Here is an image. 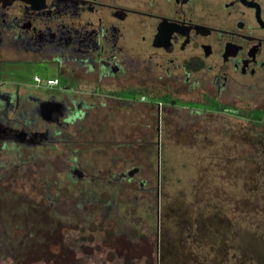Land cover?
<instances>
[{
  "label": "flooded vegetation",
  "instance_id": "flooded-vegetation-1",
  "mask_svg": "<svg viewBox=\"0 0 264 264\" xmlns=\"http://www.w3.org/2000/svg\"><path fill=\"white\" fill-rule=\"evenodd\" d=\"M207 113L242 118L264 147V0H0V182L9 157L29 172L38 149L69 156L39 170L42 225H63L56 175L79 206L149 193L134 164L173 143L172 121H200L203 134Z\"/></svg>",
  "mask_w": 264,
  "mask_h": 264
},
{
  "label": "rangeland",
  "instance_id": "rangeland-1",
  "mask_svg": "<svg viewBox=\"0 0 264 264\" xmlns=\"http://www.w3.org/2000/svg\"><path fill=\"white\" fill-rule=\"evenodd\" d=\"M53 72L41 67L38 73L47 78ZM243 121L207 113L199 135L200 121L182 129L172 121L173 143L160 145L158 158L134 164L150 181L149 193L97 192L95 207L79 206L76 184L67 186L56 175L59 187L48 194L57 198L63 222L57 225L65 246L59 264H264V163L253 159L264 147ZM62 149H38L29 172L8 158V178L0 182V264H53L37 208L38 201L49 200L37 178L40 168L69 165ZM107 236L129 239L132 255L123 260L109 251L101 243Z\"/></svg>",
  "mask_w": 264,
  "mask_h": 264
},
{
  "label": "trees",
  "instance_id": "trees-1",
  "mask_svg": "<svg viewBox=\"0 0 264 264\" xmlns=\"http://www.w3.org/2000/svg\"><path fill=\"white\" fill-rule=\"evenodd\" d=\"M157 207V204H156ZM45 234L50 243V250L53 258V264H59L60 258L62 257L61 253L65 250V246H60V242H62V236L58 231L57 225H46ZM104 246H108L109 251H114L116 256H123V260H127L129 256H131L134 248H131V243L128 242V239H121L118 236H107L101 242ZM95 249H99V245H96ZM83 264V263H80Z\"/></svg>",
  "mask_w": 264,
  "mask_h": 264
},
{
  "label": "built area",
  "instance_id": "built-area-1",
  "mask_svg": "<svg viewBox=\"0 0 264 264\" xmlns=\"http://www.w3.org/2000/svg\"><path fill=\"white\" fill-rule=\"evenodd\" d=\"M55 82H56L55 79H49V80L47 81V84H48V85H54Z\"/></svg>",
  "mask_w": 264,
  "mask_h": 264
}]
</instances>
